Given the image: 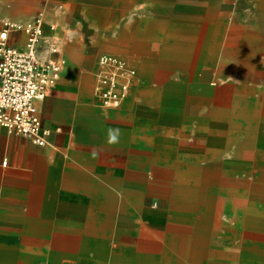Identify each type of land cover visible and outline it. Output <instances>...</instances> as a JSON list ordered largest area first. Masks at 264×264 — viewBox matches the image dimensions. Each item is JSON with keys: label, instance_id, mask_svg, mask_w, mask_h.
Segmentation results:
<instances>
[{"label": "crops", "instance_id": "obj_1", "mask_svg": "<svg viewBox=\"0 0 264 264\" xmlns=\"http://www.w3.org/2000/svg\"><path fill=\"white\" fill-rule=\"evenodd\" d=\"M137 1L0 0V30L7 22H22L42 13L44 23L57 30L118 32L112 39L125 40L118 45L132 56L143 53V47L168 44L205 48L203 57L191 53L159 56L157 65L180 68L190 78L197 77V72L211 76L216 68L211 48H220L218 60L230 67L229 72H237L241 63L239 46H264V0H190V22L205 25L207 32L202 43L181 42L180 32L169 28L150 33L149 0ZM155 1L152 8L159 15L163 13L161 1ZM172 7L177 12L180 0ZM250 33L256 35L251 37ZM151 37H159L161 43L151 42ZM70 59L73 64L78 61L73 55ZM75 66L70 68L69 76ZM198 89L195 85L177 90L185 96L180 104L172 93L176 89H169L172 102L165 105L147 102L145 92H130L124 95L127 100L120 103L140 118H101L94 106L75 104L66 89L59 88L52 95L53 100H42V109L41 101L38 102L42 124L51 129L46 145L0 127V264H163L160 250L138 247L140 231L134 225L179 224L170 221L169 206L165 211L151 210L144 202L146 196H153L151 185L170 192L177 183L164 164L165 159L179 157L178 148L186 156L207 140L204 136L208 126L197 116ZM259 96L253 99L260 101L261 107L264 93ZM203 109H198L201 114ZM158 121L161 139L155 138ZM174 125L178 132L173 130ZM109 129H120L118 143L107 142ZM182 136L188 139L183 140ZM138 138L150 144L155 153L150 154L148 145L145 150L135 147ZM134 148L147 151L149 157L141 162L133 160ZM220 148L226 151L223 144ZM118 160L127 161L118 168ZM133 168L141 170L133 173ZM132 174L141 176L143 181L133 186ZM164 198L171 200V196L157 197ZM114 202H141L140 211L133 212L132 220L127 221L131 224L129 232L138 237L128 256L107 241L106 234L119 223V217L113 215ZM106 221L110 223L102 229V222ZM101 240L106 245L103 252L98 247Z\"/></svg>", "mask_w": 264, "mask_h": 264}, {"label": "bare ground", "instance_id": "obj_2", "mask_svg": "<svg viewBox=\"0 0 264 264\" xmlns=\"http://www.w3.org/2000/svg\"><path fill=\"white\" fill-rule=\"evenodd\" d=\"M142 49L154 53L153 47ZM211 49L216 66L213 73L193 77L200 88L195 97L197 108L204 107L202 114L197 109V116L208 126L204 136L207 140L186 156L178 148L179 157L164 160L177 180L170 192L150 186V194L156 199L160 195L171 196L169 218L179 224L136 223L134 227L140 231L138 247L160 250L163 264H264V105L260 107V101L252 98L248 106L244 95L238 92V84L230 82V67L217 58L220 48ZM204 50L169 44L159 47L161 56L166 57L190 53L203 57ZM169 89H173L172 85L167 84L160 91L145 92L146 101L162 105L172 102ZM172 93L177 104L183 102L182 90ZM221 144L226 151L220 148ZM233 147L234 152L230 150ZM227 151L233 154L229 161L224 155H228ZM229 162L234 168H243L240 174L243 171L249 176L245 181L252 196L255 191L256 200L242 199L228 186L234 183L227 175ZM207 183L214 184L213 191ZM114 203L113 215L119 217L120 223L131 221L132 213L141 209V202ZM101 209L106 212L105 206ZM224 215H230V219H222ZM108 223L102 222V229ZM98 247L103 252L105 240Z\"/></svg>", "mask_w": 264, "mask_h": 264}, {"label": "rangeland", "instance_id": "obj_3", "mask_svg": "<svg viewBox=\"0 0 264 264\" xmlns=\"http://www.w3.org/2000/svg\"><path fill=\"white\" fill-rule=\"evenodd\" d=\"M158 1H161L160 12L162 11L163 13L156 15L152 5L157 1L149 0L150 14L148 28L152 29L150 33L156 34L165 28H169L180 32L178 37L181 38V42H204L202 38L205 37V34L207 33L206 29L203 28L205 25L196 26L190 22L191 18L188 15L190 11V0H180L181 7L179 9L177 8V12L176 10L173 12L174 9L172 6L174 2L179 3V0ZM139 2L140 0L136 3ZM192 4L194 5V1H192ZM136 8L137 6H134V9ZM178 10L180 12H178ZM135 17L136 15H134V18ZM129 33L130 32H127V34ZM114 34L118 35V32L102 33L93 31L72 32L57 30L51 25H46L44 23V34L40 44L39 55L43 59L52 56L59 58L60 60H64L60 78L56 84L49 88L44 101L53 100L52 95L55 91L59 88H64L67 93L71 95V101L75 104L94 106L98 117L140 118L138 116H134V112L132 110L128 111L127 108L129 107L120 103L122 100L123 102L124 100H127L125 97L127 93L133 92L141 94L144 92L160 91L167 84L172 85V88L177 91L179 89L183 90L186 87H194L198 84L196 82L197 80L190 78L188 76L189 73L180 68L166 67L161 64L157 65L159 56H161L159 47H153V54L144 51L140 55L132 56L129 50H124L118 45L119 43H124L125 40L112 39ZM250 35L251 37H254L256 33H250ZM150 41L157 44L161 43L159 37H151ZM24 42L25 36L23 33L16 34V36H13V39L11 40V43L20 47L24 46ZM128 42H130V40H127V43ZM211 42L219 43L221 40H212ZM53 47H57L59 52L50 53V50ZM238 48L240 50L241 60L239 71H230L231 73L229 72V79L230 82H233L234 84L238 83V92L244 95V100L249 106L251 105L250 101L253 97L264 93V46H239ZM72 55L78 59L75 64L71 62L70 57ZM72 64L76 65V68L73 71L74 73L69 76L68 73L70 68L73 66ZM196 71H198L197 67L194 69V72ZM166 73H168V75L163 78ZM196 75L203 77L204 72H197ZM74 82L78 83L75 84ZM79 83H85V85L79 86ZM121 94L123 96H121ZM43 102H40L41 109ZM131 115L133 116L131 117ZM157 124V128L155 127L157 133L155 134V138L161 139V134L157 132V129L161 124L160 121H158ZM178 129L179 128L174 125L173 130L178 132ZM150 138L152 139V136H150ZM182 139L185 140L188 139V137L182 136ZM147 145L149 147H147ZM134 146L142 150H145L147 147L150 154L155 153L151 145L145 143L143 140L141 141V138H138L137 141L134 142ZM230 150H232V152L236 151L234 147ZM232 152L230 153L227 151L225 153L228 155L224 154L228 161L233 159ZM132 154L134 157L133 160L137 162L146 160V158L149 157L147 151L137 150L136 148L133 149ZM125 161L127 160H118V168L121 163H126ZM149 165L152 166V163L149 162ZM240 169L242 170L243 168L241 167ZM240 169L234 168L233 164L229 162L227 168L229 174L227 175L230 177V181L233 180L234 183L232 184L230 182L228 186L239 192L238 197H241L242 199L251 198L252 200H256L253 199L255 191L252 196V192L249 193V186L245 181L249 176L243 171L242 174H240ZM140 170L141 169L139 168H136V170L133 168L132 172L136 173ZM151 171L152 167L150 168V172ZM130 178L133 179V182H131L133 186L137 185L135 182L141 183L143 181L140 179L142 177L136 174H132ZM207 185L208 189L213 191L214 184L212 185V183H207ZM132 193L135 195L137 192L135 191ZM168 202L170 201L165 198L156 200L155 196H146L144 204L145 207H148L151 210L165 211L168 208ZM222 219H230V215L227 217L224 215L222 216ZM130 229L131 224L125 221L121 223L119 222L116 224L115 230L111 229L108 231L109 234H106L107 241H110L111 244L113 243V248H116L117 245V248L120 249L122 255L124 256H128L132 253L133 246H135L138 238L136 235L129 232Z\"/></svg>", "mask_w": 264, "mask_h": 264}, {"label": "built area", "instance_id": "obj_4", "mask_svg": "<svg viewBox=\"0 0 264 264\" xmlns=\"http://www.w3.org/2000/svg\"><path fill=\"white\" fill-rule=\"evenodd\" d=\"M19 33L25 36L22 47L11 43ZM43 34L42 13L22 22H7L0 30V127L41 146L48 143L51 129L42 124L38 102L59 80L64 64L52 56L41 58ZM58 52L57 47L50 50Z\"/></svg>", "mask_w": 264, "mask_h": 264}, {"label": "clouds", "instance_id": "obj_5", "mask_svg": "<svg viewBox=\"0 0 264 264\" xmlns=\"http://www.w3.org/2000/svg\"><path fill=\"white\" fill-rule=\"evenodd\" d=\"M120 135H121L120 129H109L107 142L109 144L118 143Z\"/></svg>", "mask_w": 264, "mask_h": 264}]
</instances>
